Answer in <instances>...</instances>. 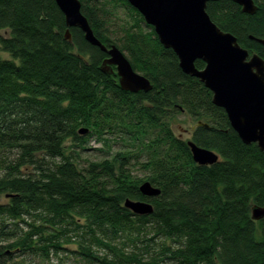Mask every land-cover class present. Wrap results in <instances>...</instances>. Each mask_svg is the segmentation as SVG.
Masks as SVG:
<instances>
[{"label":"trees","instance_id":"1","mask_svg":"<svg viewBox=\"0 0 264 264\" xmlns=\"http://www.w3.org/2000/svg\"><path fill=\"white\" fill-rule=\"evenodd\" d=\"M80 1L96 36L118 46L154 86L122 90L100 67L105 51L78 27L66 38L56 0H0V197H9L0 202V264H41L26 256L53 264L70 242L74 253L103 264H264V219L252 218V207L264 205V151L243 142L211 90L181 69L153 26L145 31L128 0ZM255 3V14L233 0L211 1L207 11L264 58L255 39L264 38V0ZM120 6L132 20L113 37L109 21ZM184 112L208 124L188 140L215 151L217 162H195L188 140L174 132ZM90 137L103 141L105 155L80 163ZM145 181L160 194L143 195ZM127 198L151 202L153 212L134 213ZM6 219L28 229L19 233ZM147 229L146 254L116 242L135 243ZM97 245L110 253L98 256Z\"/></svg>","mask_w":264,"mask_h":264},{"label":"water","instance_id":"2","mask_svg":"<svg viewBox=\"0 0 264 264\" xmlns=\"http://www.w3.org/2000/svg\"><path fill=\"white\" fill-rule=\"evenodd\" d=\"M217 0H128L153 26L160 42L172 49L181 69L197 77L212 92V102L225 109L231 126L243 142L256 143L264 151V58L243 47L237 36L223 30L207 11L208 3ZM242 11L255 14V0H233ZM67 25L65 36L71 39L70 28H80L86 40L99 46L108 56L102 61L101 69L118 77L124 91L137 93L152 90L153 83L137 72L124 52L115 44L107 46L94 33L88 17L82 12L80 0H56ZM253 39L254 37L251 36ZM264 46V38H255ZM205 63L196 66V60ZM197 125L208 124L200 121ZM88 128L82 129L86 133ZM193 159L201 165H210L219 160V155L188 140ZM145 196H157L161 189L149 181L139 187ZM124 205L134 213L144 215L153 212L149 201L127 198ZM254 220L264 219V205L252 207Z\"/></svg>","mask_w":264,"mask_h":264},{"label":"rangeland","instance_id":"3","mask_svg":"<svg viewBox=\"0 0 264 264\" xmlns=\"http://www.w3.org/2000/svg\"><path fill=\"white\" fill-rule=\"evenodd\" d=\"M130 13H128V9H126V7H119L118 9H116V13L114 14V16L111 18V20L109 21V25H110V32L112 33L113 37L116 36H120L123 31L121 26L123 25V23H128L127 21L132 20V18L129 15ZM142 24V27L145 29V31H150V27H148L146 24V22L144 21ZM4 33V32H2ZM110 33V34H111ZM125 54V53H124ZM1 55L3 57H8V55L6 53H1ZM196 125V120L188 113L184 112V113H180L178 114L173 122H172V128L174 130V132L182 137L185 140H188L191 138L192 133L191 132H186V129H190L193 126ZM91 137L89 140V144L86 143L85 147L87 148L85 151L81 152L79 155H77V159L80 163H84L88 160H98L101 159L102 156L105 155V153L103 151H99V149H105L103 141L102 140H97V143L92 144L91 143ZM121 144L118 143V141L113 142L112 143V150H118L120 148ZM107 150V149H106ZM140 169L137 167L135 169V173H139ZM3 174V171H1L0 169V175ZM8 193H3L0 197V202L1 203H6L8 202L9 197L7 196ZM24 220H26L27 222H32L34 218H32L31 216H24L23 217ZM19 222L18 225H14L13 224V220H9L6 219V223H10V227H14L19 233L23 230H27L28 227L26 225L25 222L21 221L20 219L17 220ZM22 233V232H21ZM143 234L140 236V240L136 241L135 243L130 242L127 238H119L116 242L119 243L121 246L125 247L127 250H137L138 248H142L143 252H145V254L147 253V249L144 247L146 242L141 241L142 239H146L149 238L150 236H152L151 232L144 231L142 232ZM71 235H73L75 237V233L71 232ZM77 238V237H75ZM122 240H124L126 242V244H122ZM156 241H159L158 239H156ZM152 246L150 248V251H154L156 248H153V242ZM66 249L62 250L60 253L58 254H53L51 257V262L53 264H103L101 263V261L99 260H92L89 261L86 257H82L79 253H74L73 250L76 249V244L75 243H66L65 244ZM97 255L98 256H103L104 254H109L110 251L102 246H96L95 248ZM25 258L28 259V261H35V262H39L41 264H43V260L37 257H30V256H26Z\"/></svg>","mask_w":264,"mask_h":264},{"label":"flooded vegetation","instance_id":"4","mask_svg":"<svg viewBox=\"0 0 264 264\" xmlns=\"http://www.w3.org/2000/svg\"><path fill=\"white\" fill-rule=\"evenodd\" d=\"M195 128H190V129H186V132H193V130H194Z\"/></svg>","mask_w":264,"mask_h":264},{"label":"built area","instance_id":"5","mask_svg":"<svg viewBox=\"0 0 264 264\" xmlns=\"http://www.w3.org/2000/svg\"><path fill=\"white\" fill-rule=\"evenodd\" d=\"M92 144H95V141H92Z\"/></svg>","mask_w":264,"mask_h":264}]
</instances>
